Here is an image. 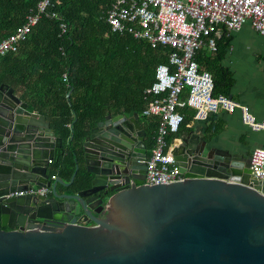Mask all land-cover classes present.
<instances>
[{
    "label": "water",
    "instance_id": "95a60500",
    "mask_svg": "<svg viewBox=\"0 0 264 264\" xmlns=\"http://www.w3.org/2000/svg\"><path fill=\"white\" fill-rule=\"evenodd\" d=\"M138 112H109L84 141L90 185L51 180L62 140L45 115L0 83V264H264V180L195 131L180 136L183 181L144 183ZM35 186L42 194H13Z\"/></svg>",
    "mask_w": 264,
    "mask_h": 264
},
{
    "label": "trees",
    "instance_id": "16d2710c",
    "mask_svg": "<svg viewBox=\"0 0 264 264\" xmlns=\"http://www.w3.org/2000/svg\"><path fill=\"white\" fill-rule=\"evenodd\" d=\"M40 0H0V41L26 21ZM59 18L43 17L15 52L0 63V83L22 86L29 109L45 115L61 138V154L49 164L50 178L77 192L90 185L91 174L80 161L89 129L109 112L145 107L144 91L154 82L156 68L168 63L169 46L152 47L132 34L113 33L107 11L115 0H55ZM68 23L62 33L60 24ZM217 41L213 54L199 50L197 59L214 77V95H231L234 78L222 65L230 36ZM64 73L67 79H64ZM158 120L146 123V144L155 145ZM172 133L168 140L178 137Z\"/></svg>",
    "mask_w": 264,
    "mask_h": 264
},
{
    "label": "built area",
    "instance_id": "2783aa9c",
    "mask_svg": "<svg viewBox=\"0 0 264 264\" xmlns=\"http://www.w3.org/2000/svg\"><path fill=\"white\" fill-rule=\"evenodd\" d=\"M55 3V0H40L36 8L30 10L26 21L0 41V63L8 53L18 50L43 17H60ZM107 21L113 33L128 32L152 47L171 48L168 63L157 66L154 82L144 91L142 115L158 120L155 145L146 161L144 183L185 180L176 159L180 136L195 131L198 126H211L221 113L240 109L243 121L252 129L264 128V118L258 119L247 106L230 96L214 95L213 74L197 59L203 47L213 53L218 50L222 29L230 36L245 23H251L264 35V0H115L107 11ZM60 28L65 33L68 23L62 22ZM64 79H67L66 73ZM172 133L180 135L169 141ZM249 168L254 178L264 180L263 147L253 149ZM55 178L54 175L51 180ZM50 192L51 187L35 186L13 194L47 195Z\"/></svg>",
    "mask_w": 264,
    "mask_h": 264
},
{
    "label": "crops",
    "instance_id": "0c3cea01",
    "mask_svg": "<svg viewBox=\"0 0 264 264\" xmlns=\"http://www.w3.org/2000/svg\"><path fill=\"white\" fill-rule=\"evenodd\" d=\"M224 33L226 32L222 29L221 37L218 40L225 37ZM204 49L208 53L213 54L207 47H203L200 50ZM222 65L229 69L234 78L230 97L247 106L249 111L258 119H263L264 35L258 33L251 23H245L239 30L232 32L222 59ZM10 86L22 98L24 91L22 86L17 88ZM186 93L187 91L184 92V97ZM112 113L116 115L119 112ZM138 114V122L146 131L145 125L151 118L144 117L142 113ZM47 120L49 121L48 118ZM195 133L199 135L200 139L216 138L221 147L237 153L248 164L253 149L256 147L264 148V128L260 130L252 129L243 121L240 109H236L234 112L221 113L211 126H198L195 129ZM50 157L52 160L57 158L56 156ZM80 166L86 169L84 156L80 161ZM58 188L63 190L60 185H58Z\"/></svg>",
    "mask_w": 264,
    "mask_h": 264
},
{
    "label": "flooded vegetation",
    "instance_id": "af4514ba",
    "mask_svg": "<svg viewBox=\"0 0 264 264\" xmlns=\"http://www.w3.org/2000/svg\"><path fill=\"white\" fill-rule=\"evenodd\" d=\"M145 143H146V140H145ZM147 157H149V148H148V146H147Z\"/></svg>",
    "mask_w": 264,
    "mask_h": 264
}]
</instances>
